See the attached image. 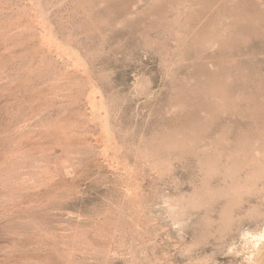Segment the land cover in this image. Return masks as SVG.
Segmentation results:
<instances>
[{
  "label": "rangeland",
  "instance_id": "obj_1",
  "mask_svg": "<svg viewBox=\"0 0 264 264\" xmlns=\"http://www.w3.org/2000/svg\"><path fill=\"white\" fill-rule=\"evenodd\" d=\"M264 0H0V264L264 256Z\"/></svg>",
  "mask_w": 264,
  "mask_h": 264
},
{
  "label": "bare ground",
  "instance_id": "obj_2",
  "mask_svg": "<svg viewBox=\"0 0 264 264\" xmlns=\"http://www.w3.org/2000/svg\"><path fill=\"white\" fill-rule=\"evenodd\" d=\"M263 238H264V232L258 238H255V244L260 243L263 240ZM252 262L253 264H264V256L260 255L258 261L253 260Z\"/></svg>",
  "mask_w": 264,
  "mask_h": 264
}]
</instances>
